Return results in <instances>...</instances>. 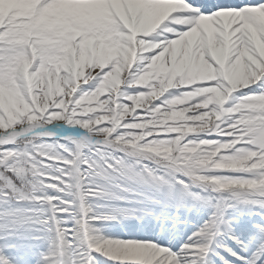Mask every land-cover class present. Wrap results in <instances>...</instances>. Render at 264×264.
Masks as SVG:
<instances>
[{
    "label": "snow or ice",
    "instance_id": "obj_1",
    "mask_svg": "<svg viewBox=\"0 0 264 264\" xmlns=\"http://www.w3.org/2000/svg\"><path fill=\"white\" fill-rule=\"evenodd\" d=\"M0 264H264V0H0Z\"/></svg>",
    "mask_w": 264,
    "mask_h": 264
}]
</instances>
